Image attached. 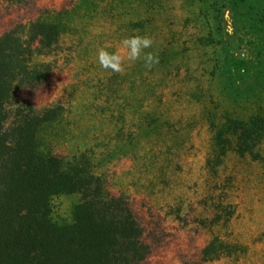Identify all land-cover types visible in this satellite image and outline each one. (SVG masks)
Returning a JSON list of instances; mask_svg holds the SVG:
<instances>
[{
    "label": "rangeland",
    "instance_id": "rangeland-1",
    "mask_svg": "<svg viewBox=\"0 0 264 264\" xmlns=\"http://www.w3.org/2000/svg\"><path fill=\"white\" fill-rule=\"evenodd\" d=\"M44 12L64 13V32L33 57L51 73L26 98L62 107L43 134L55 155L85 154L128 199L150 246L142 264H264V141L216 175L205 166L212 123L264 113V0H0V37ZM133 35L153 38L159 63L101 68L98 49ZM77 200L54 196L52 221L69 223ZM214 237L236 248L204 261Z\"/></svg>",
    "mask_w": 264,
    "mask_h": 264
},
{
    "label": "trees",
    "instance_id": "trees-1",
    "mask_svg": "<svg viewBox=\"0 0 264 264\" xmlns=\"http://www.w3.org/2000/svg\"><path fill=\"white\" fill-rule=\"evenodd\" d=\"M61 15L44 12L25 30L0 37V264H142L150 246L128 199L111 194L85 154L55 155L43 134L61 123L62 107L38 110L26 98L51 73L33 57L56 47L64 25L54 19ZM211 127L205 166L212 175L228 153L256 156L264 141V113L224 115ZM57 195L78 197L69 223L51 219ZM234 248L214 237L202 259L217 260Z\"/></svg>",
    "mask_w": 264,
    "mask_h": 264
},
{
    "label": "clouds",
    "instance_id": "clouds-1",
    "mask_svg": "<svg viewBox=\"0 0 264 264\" xmlns=\"http://www.w3.org/2000/svg\"><path fill=\"white\" fill-rule=\"evenodd\" d=\"M138 31V30H137ZM154 40L148 35H133L120 41V48L116 51H108L101 47L97 52V61L101 68L113 73L123 74L125 62H136L143 59L144 66L149 71L159 63L158 55L145 52L153 46Z\"/></svg>",
    "mask_w": 264,
    "mask_h": 264
}]
</instances>
